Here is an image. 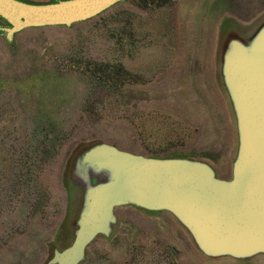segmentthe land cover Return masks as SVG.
<instances>
[{
  "label": "rangeland",
  "instance_id": "374dc122",
  "mask_svg": "<svg viewBox=\"0 0 264 264\" xmlns=\"http://www.w3.org/2000/svg\"><path fill=\"white\" fill-rule=\"evenodd\" d=\"M262 20L264 0H122L70 26L0 36V264H43L50 243L71 240L82 195L62 177L80 146L187 156L230 177L237 135L221 56ZM115 214L81 264H264L204 256L169 212Z\"/></svg>",
  "mask_w": 264,
  "mask_h": 264
},
{
  "label": "water",
  "instance_id": "95a60500",
  "mask_svg": "<svg viewBox=\"0 0 264 264\" xmlns=\"http://www.w3.org/2000/svg\"><path fill=\"white\" fill-rule=\"evenodd\" d=\"M119 1L0 0V36L11 42L25 28L70 26ZM220 74L237 135L230 177L187 156L143 155L103 141L80 146L64 172L65 185L82 195L72 238L62 247L50 243L43 264H81L93 241L110 236L115 208L124 205L169 212L206 257L264 254V20L249 37L228 39Z\"/></svg>",
  "mask_w": 264,
  "mask_h": 264
},
{
  "label": "trees",
  "instance_id": "16d2710c",
  "mask_svg": "<svg viewBox=\"0 0 264 264\" xmlns=\"http://www.w3.org/2000/svg\"><path fill=\"white\" fill-rule=\"evenodd\" d=\"M23 1H27V0H23ZM52 1H54V0H52ZM27 2H28V1H27ZM62 180H63V181L65 180V178H64V174H63ZM49 248H50V244H49Z\"/></svg>",
  "mask_w": 264,
  "mask_h": 264
}]
</instances>
